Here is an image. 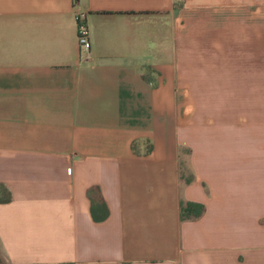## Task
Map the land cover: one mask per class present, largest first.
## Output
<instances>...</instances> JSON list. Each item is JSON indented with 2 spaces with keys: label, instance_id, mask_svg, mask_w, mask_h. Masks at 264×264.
Segmentation results:
<instances>
[{
  "label": "crops",
  "instance_id": "1",
  "mask_svg": "<svg viewBox=\"0 0 264 264\" xmlns=\"http://www.w3.org/2000/svg\"><path fill=\"white\" fill-rule=\"evenodd\" d=\"M0 264H264V0H0Z\"/></svg>",
  "mask_w": 264,
  "mask_h": 264
},
{
  "label": "trees",
  "instance_id": "2",
  "mask_svg": "<svg viewBox=\"0 0 264 264\" xmlns=\"http://www.w3.org/2000/svg\"><path fill=\"white\" fill-rule=\"evenodd\" d=\"M189 180V177H187L186 181ZM8 199V197H6ZM203 205L201 203L197 202H182L180 203V217L182 219L184 218H196L200 216L203 212ZM91 212L94 218L96 219H102L108 214V209L104 202H99L95 204L92 201V206H91Z\"/></svg>",
  "mask_w": 264,
  "mask_h": 264
},
{
  "label": "built area",
  "instance_id": "3",
  "mask_svg": "<svg viewBox=\"0 0 264 264\" xmlns=\"http://www.w3.org/2000/svg\"><path fill=\"white\" fill-rule=\"evenodd\" d=\"M78 40L80 49L84 51H88L90 47V42L87 35V29L84 22V17L82 15H78Z\"/></svg>",
  "mask_w": 264,
  "mask_h": 264
},
{
  "label": "rangeland",
  "instance_id": "4",
  "mask_svg": "<svg viewBox=\"0 0 264 264\" xmlns=\"http://www.w3.org/2000/svg\"><path fill=\"white\" fill-rule=\"evenodd\" d=\"M183 177L182 178H187L188 177V170L185 168L184 172L182 171Z\"/></svg>",
  "mask_w": 264,
  "mask_h": 264
}]
</instances>
